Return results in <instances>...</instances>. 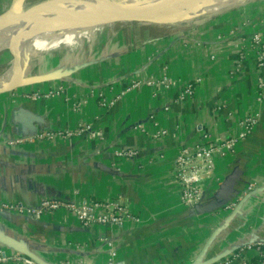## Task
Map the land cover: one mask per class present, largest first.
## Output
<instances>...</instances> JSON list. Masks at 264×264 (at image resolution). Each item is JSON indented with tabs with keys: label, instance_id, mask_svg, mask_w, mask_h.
I'll use <instances>...</instances> for the list:
<instances>
[{
	"label": "crops",
	"instance_id": "1",
	"mask_svg": "<svg viewBox=\"0 0 264 264\" xmlns=\"http://www.w3.org/2000/svg\"><path fill=\"white\" fill-rule=\"evenodd\" d=\"M28 1L23 0V5L30 6ZM11 2L0 0V14ZM256 9L246 6L230 11L186 31L141 24L135 31L107 33L75 63L70 56L51 55L54 63L62 59L61 67L55 64L38 73L73 63L76 70L69 78L0 95V205L29 208L46 199L122 196L141 221L84 228L65 211L41 217L17 211L0 215V229L35 246L43 259L56 264H191L212 238L208 259L246 241H264V103H257L258 74L250 59L231 75L243 45L247 46L245 40L256 31L264 36V6L258 8L261 15ZM164 69L177 87L157 97L145 88L109 111L96 102L82 111L73 108L93 87L118 92L132 80L160 77ZM197 78L201 82L195 86L194 97L179 104V87ZM53 89H61V94L40 101L25 97ZM257 112L260 123L255 133L233 154L215 157L214 174L202 184L208 207L225 183H229L230 196H235L214 211L190 215L181 204L173 172L178 149L203 144L205 135L233 136L238 122ZM79 122L92 124L100 136L8 146L17 136L67 131ZM138 125L151 135L165 130L166 136L155 139L138 131ZM121 149H136L139 155L117 158L115 152ZM248 195L242 213L225 225ZM251 259L258 261L257 255Z\"/></svg>",
	"mask_w": 264,
	"mask_h": 264
},
{
	"label": "built area",
	"instance_id": "2",
	"mask_svg": "<svg viewBox=\"0 0 264 264\" xmlns=\"http://www.w3.org/2000/svg\"><path fill=\"white\" fill-rule=\"evenodd\" d=\"M245 42L247 46L243 45L239 53L238 64L233 67L231 75H235L243 61L250 59L258 74L256 98L257 103L261 105L264 103V36L256 31ZM199 82H201V79L197 78L180 86L177 93V102L182 105L188 103L194 97L195 86ZM176 87L177 84L166 73V69H164L162 76L132 80L124 89L118 92L115 91L113 93L103 87H93L80 103L78 102L73 105V108L77 111H82L90 102H96L100 109L109 111L128 95L141 91L142 89H149L152 96L157 97L162 91L171 90ZM61 91V89L60 91L53 89L44 94L40 92L29 93L25 97L34 101H40L57 97L61 94ZM165 110L168 111L169 107H166ZM259 123V113H253L238 122L237 132L233 136L216 139L210 135H205V142L203 144L191 149H178L174 159L173 172L176 184L181 191V204L186 211L195 209L206 198L202 184L214 174L215 157L224 158L227 155L233 154L241 142L249 139L255 133ZM136 129L143 134L148 132L143 125H138ZM148 134L150 133L148 132ZM83 135L95 139L100 136V133L93 128L92 124L79 122L75 129L67 131H43L27 136H17L8 143V146L17 147L26 144L45 143L58 138L69 139L82 137ZM151 136L155 139H161L166 136V131L162 129L156 130ZM115 155L121 159H133L139 155V152L136 149H121L117 150ZM253 189V186L249 188V190ZM234 207L235 205L228 206L227 211ZM17 211L27 217H41L45 213L65 211L84 228L94 225L122 227L128 223L137 225L141 222L133 213L127 199L122 196L112 200L95 199L87 201L46 199L37 207L29 208L12 204L0 205V215L5 212ZM254 255H257V262H253L251 259ZM0 263L36 264L24 255L2 247H0ZM214 264H264V242L245 244L234 253Z\"/></svg>",
	"mask_w": 264,
	"mask_h": 264
},
{
	"label": "bare ground",
	"instance_id": "3",
	"mask_svg": "<svg viewBox=\"0 0 264 264\" xmlns=\"http://www.w3.org/2000/svg\"><path fill=\"white\" fill-rule=\"evenodd\" d=\"M247 1L249 0H57L34 9L25 16L0 23V53L9 51L15 59L14 65L0 78V92L21 83L22 71L28 59L39 60L53 52L71 55L80 48L81 39L92 37L94 30H91V26L97 20L91 16L90 19H85L79 17V14L75 17L70 11L71 7L80 10L93 7L95 9L91 11L96 12L97 7L107 9L108 6L110 11L111 4H119L124 9H129L131 16L154 15L153 20L168 22L174 18L181 20V14L189 13L190 8L195 14L207 15L223 12L234 5H245ZM102 12L105 14L107 11ZM121 15L110 19L112 21L129 17L127 14Z\"/></svg>",
	"mask_w": 264,
	"mask_h": 264
},
{
	"label": "water",
	"instance_id": "4",
	"mask_svg": "<svg viewBox=\"0 0 264 264\" xmlns=\"http://www.w3.org/2000/svg\"><path fill=\"white\" fill-rule=\"evenodd\" d=\"M54 2H57V0H46L44 2H40L37 3L35 5L29 6V7H24L23 6V0H12L11 4L9 5L8 9L6 11H4L3 13L0 14V23H5L8 20L12 19V18H20L22 16H25L26 14H29L30 12H32L34 9H37L39 7H41L42 5H48V4H52ZM107 9L105 7H97L98 10H96V12H92V9H95L93 7H87V8H83L82 10L71 7V13H73L75 15V17H77V14H79V17L82 18H89L90 16L92 18H95L97 21L94 22L91 26L92 28L94 27H104L105 25H109V26H114V25H122V24H145V25H151V26H175V25H179L182 23H188L190 21H193L194 19L197 18L198 14H195L193 12H191V8L189 9V13H182L181 14V20L180 19H172V21H168V22H161V21H155L153 20L154 15L150 16H131L132 14L130 13L129 9H124L123 7H121L119 4H111L110 5V11H109V7L106 6ZM14 8H19L18 10H15ZM102 11H107L105 14H103ZM135 13H138L137 11H135ZM121 14H127L129 15V17H127L128 19H114L111 21V18H115V15H121ZM122 16V15H121ZM131 16V17H130ZM85 18V19H86ZM74 30H76V28L74 27ZM10 65L13 66L14 65V61L15 59L10 56ZM34 63H36L35 61H33V59L31 60H27L22 74H23V80L21 81V83H19L18 85H14L12 88L2 91L0 92V95H4V94H8L13 92L16 89L19 88H25V87H33L39 84H43V83H49V82H54V81H61L64 80L66 78H69L72 73L76 70V67L74 68V70H71L70 68H62V69H58V70H53L47 73H42V74H30L29 73V68L30 66L33 67ZM229 183H225L223 184V186H221V192L220 195L216 198V200L214 201V203L212 205H210L209 207L206 206V198L203 199V201L196 206L195 209L187 211L190 215H196L202 212H211L214 211L218 208H220L223 205L224 201H228V200H232L233 197L235 195L232 194V197L230 196V192H229ZM251 197V195H248L245 200L241 201L240 205L237 206V208L231 213V215L226 219L225 221V225L227 224L230 225L231 222L234 220V218L237 215H240L241 209L245 203V201H247L249 198ZM213 241V238L210 239L205 247V249L201 252V254L191 263V264H214L218 261H220L221 259L227 257L228 255L234 253L236 250H238L240 248V246H243L245 244L248 243H254V242H264L263 240L260 239H253L250 241H246L243 244H241L239 247L234 248V249H229V250H225L222 253L218 254L215 257L212 258H207L206 252L209 249L211 242ZM0 244L3 245L4 247L13 250L14 252H17L21 255H24L25 257H27L28 259L32 260L34 263L36 264H56L53 263L51 261H47L45 259H43L37 252V248L33 245H31L30 243L15 239L13 236H11L10 234H8L7 232L3 231L0 229Z\"/></svg>",
	"mask_w": 264,
	"mask_h": 264
},
{
	"label": "rangeland",
	"instance_id": "5",
	"mask_svg": "<svg viewBox=\"0 0 264 264\" xmlns=\"http://www.w3.org/2000/svg\"><path fill=\"white\" fill-rule=\"evenodd\" d=\"M37 1H46V0H29L28 2L31 3L30 6L37 4ZM35 3V4H34ZM24 7H29L27 5V2L24 3L23 5ZM42 6H46L42 5ZM41 6V7H42ZM246 6H251V7H256L257 9L255 10L258 14L260 13L261 15V10L258 9L262 6H264V0H249L247 1V3L245 5H234L230 8L225 9L223 12L220 13H211V14H198L197 18L194 19L193 21H190L188 23H182L179 25H175V26H168V27H178L181 28L182 30H191V29H196L197 27H199L200 25H202L203 23L210 21L211 19L217 17L218 15L221 14H225L227 12L230 11H236V10H241ZM193 22V23H192ZM141 24H122V25H114V26H109V25H105L104 27H94L93 29L91 28V30H94L92 33V37L90 39H81V44H80V48L77 49L75 52H73L71 55H63V54H59V52H53V54L51 53L50 55L44 57V58H40L39 60H36L37 62L32 66H30L29 68V73L30 74H38L39 72L47 69V68H53L55 66L61 67V58L62 57H66V56H70L72 57V62L75 63V60L78 56L82 55L83 53H88L89 50H93V48L95 47L96 44L100 43L101 41H103L106 37H107V33H113V32H117L120 31L121 29H123V32H131V31H135L134 29L137 28H141L142 26H139ZM145 25V24H142ZM151 27V26H149ZM102 28V29H100ZM136 28V29H137ZM97 29V30H96ZM128 30V31H127ZM138 31V30H137ZM61 52V51H60ZM52 55V56H51ZM10 56H13V54L9 51L6 52H1L0 53V78L2 77V75L4 74V72L9 69L10 65ZM49 56L54 57L56 56L57 58L61 57L60 60H58V62L54 63V60L52 58H49ZM52 59V61H51ZM56 64V65H55ZM55 65V66H54ZM66 68H70L71 70H74V64L69 65V67ZM74 73V72H73ZM72 73V74H73Z\"/></svg>",
	"mask_w": 264,
	"mask_h": 264
}]
</instances>
